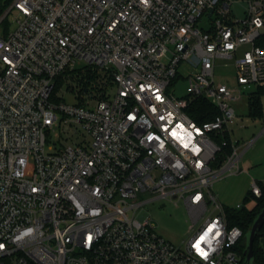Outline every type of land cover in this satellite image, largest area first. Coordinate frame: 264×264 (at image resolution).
Returning a JSON list of instances; mask_svg holds the SVG:
<instances>
[{
	"label": "built area",
	"instance_id": "obj_1",
	"mask_svg": "<svg viewBox=\"0 0 264 264\" xmlns=\"http://www.w3.org/2000/svg\"><path fill=\"white\" fill-rule=\"evenodd\" d=\"M261 41L264 0H0V264H240L244 231L213 187L254 142L238 146L230 125L232 102L264 91ZM219 57L235 58L233 78L216 79ZM200 97L211 120L187 111ZM146 190L184 200L182 245L138 214Z\"/></svg>",
	"mask_w": 264,
	"mask_h": 264
},
{
	"label": "rangeland",
	"instance_id": "obj_2",
	"mask_svg": "<svg viewBox=\"0 0 264 264\" xmlns=\"http://www.w3.org/2000/svg\"><path fill=\"white\" fill-rule=\"evenodd\" d=\"M233 14L242 18L245 15L246 3L237 2L232 7ZM15 11H13L1 25L3 28L15 27ZM200 27L207 28L209 21L207 19L199 23ZM250 44L240 48L241 54L245 49H249ZM236 74L235 58L219 57L216 59L215 75L216 79L224 80L233 78ZM186 82L179 80L171 86L176 95H185ZM256 86H252L250 91L255 90ZM68 103L74 102V96L64 87L59 91ZM264 107V95H263ZM237 110V117L230 125L232 138L238 146L245 148L251 141L253 144L244 153L241 163L245 168L241 172L229 174L225 172L214 183L213 192L218 196L219 200L228 207H235L241 204V208L251 209L255 204V199L245 201V197L252 190L254 180L264 186V116L262 118H252L248 113L247 99L243 98L239 101L232 102ZM55 137L53 136L52 139ZM252 162V164H251ZM251 165H250V164ZM137 201L145 203L140 207L138 214L144 210L148 212L151 222L155 225L157 232L165 239L176 245H182L183 241L188 237V228L191 223L187 205L183 199L176 204L169 198L159 197L157 192L146 190L141 191ZM240 209V208H239ZM259 245L264 253V237L260 238Z\"/></svg>",
	"mask_w": 264,
	"mask_h": 264
},
{
	"label": "trees",
	"instance_id": "obj_3",
	"mask_svg": "<svg viewBox=\"0 0 264 264\" xmlns=\"http://www.w3.org/2000/svg\"><path fill=\"white\" fill-rule=\"evenodd\" d=\"M262 46H264V42H259ZM67 76L71 80V82H75L79 86V94L86 93V72L81 73L80 71H68ZM89 79L94 78L92 76H87ZM65 80L63 77H60L57 80L56 91L64 84ZM70 88V86L68 87ZM263 95L264 91L259 90L256 93H252L250 103H249V115L252 118H262L264 116V107H263ZM187 111L189 115L198 122H204L207 120H211L218 113L219 110L217 106H215L211 101L200 97L192 99L187 107ZM228 137V136H227ZM229 138V137H228ZM231 145L224 148V152L220 157V162H222L225 156L231 154L232 152ZM261 185V184H260ZM262 195L255 196L252 191H249L248 195L245 197V201H251L253 198L255 199V204L251 209L248 208H235L226 206V211L229 219V223L231 225H238L244 231V236L237 245V250L241 255V263L243 264L246 258L245 250L247 246V233L249 232L255 218L259 214V212L264 207V186L261 185ZM264 237V225L258 231V234L254 241V262L255 264H264V253L263 249L259 245L260 238Z\"/></svg>",
	"mask_w": 264,
	"mask_h": 264
},
{
	"label": "water",
	"instance_id": "obj_4",
	"mask_svg": "<svg viewBox=\"0 0 264 264\" xmlns=\"http://www.w3.org/2000/svg\"><path fill=\"white\" fill-rule=\"evenodd\" d=\"M264 225V207L255 218L249 232L247 233L246 258L243 264H255L254 262V241L258 231Z\"/></svg>",
	"mask_w": 264,
	"mask_h": 264
},
{
	"label": "crops",
	"instance_id": "obj_5",
	"mask_svg": "<svg viewBox=\"0 0 264 264\" xmlns=\"http://www.w3.org/2000/svg\"><path fill=\"white\" fill-rule=\"evenodd\" d=\"M249 164H250V163H249ZM251 164H252V162H251ZM251 164H250V165H251ZM241 166H242V163H241ZM242 167H243V166H242ZM243 168H244V167H243ZM244 169H245V168H244Z\"/></svg>",
	"mask_w": 264,
	"mask_h": 264
}]
</instances>
